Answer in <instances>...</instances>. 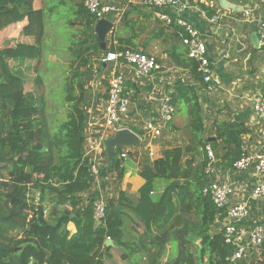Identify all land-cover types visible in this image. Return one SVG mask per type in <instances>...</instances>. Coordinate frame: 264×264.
<instances>
[{"label": "trees", "instance_id": "obj_1", "mask_svg": "<svg viewBox=\"0 0 264 264\" xmlns=\"http://www.w3.org/2000/svg\"><path fill=\"white\" fill-rule=\"evenodd\" d=\"M35 1L44 2L46 9L34 10ZM67 1L74 7L63 9L61 20H69L72 32L67 49L71 78L65 83V116L50 128L44 103L33 93H24V80L12 67L17 61L39 62L50 18L62 11L66 1L47 7L49 0H0V32L26 20L21 36L32 40L0 49V170L5 172L0 179V264H107V239L122 252L123 260L136 250L140 255L136 260L143 259L145 264H228L231 248L212 230L217 212L210 198L202 195L206 157L197 162L196 156L207 143L202 138L198 89L192 83H175L172 95V104L187 118L188 145L165 149L158 159L143 165L139 176L144 183L137 199L131 201L120 193L118 200L107 204L104 218L94 219L98 195L89 193L93 179L83 150L86 114L80 70L90 68V54L100 52L94 35L97 21L81 0ZM119 34L117 26L111 36L116 39ZM126 48L111 45L106 53ZM169 55L175 66L202 84L198 63L187 58L183 47L172 46ZM15 94H19L16 104ZM245 133L236 124L216 127L215 140L231 150L230 166L240 157ZM121 150H115L112 162L100 172L102 177L118 171ZM122 176L118 171L119 182ZM159 181L166 186L153 195ZM118 207H122L119 213ZM123 217L143 228L131 241L124 238ZM69 223L75 226V234L67 230ZM167 247L171 256L164 261Z\"/></svg>", "mask_w": 264, "mask_h": 264}, {"label": "crops", "instance_id": "obj_2", "mask_svg": "<svg viewBox=\"0 0 264 264\" xmlns=\"http://www.w3.org/2000/svg\"><path fill=\"white\" fill-rule=\"evenodd\" d=\"M103 1L107 5L114 6L117 12L104 18L113 23V29L105 38V50L103 51L99 47V53L90 54L89 71L85 70L86 73H83L90 75L92 70L94 74L88 86L85 87L91 93L89 98H86L87 95L85 94L83 105L86 114L83 150H90L96 141L103 138L107 139L113 134H104L100 127L102 109L107 98L108 80L113 67L111 63L100 64L99 59L106 54L111 45L126 46L128 47L126 49L148 56H158L159 61L157 63L160 69L145 77H136L126 65L116 69L124 74L125 88L130 94L128 112L121 118L117 129H128L136 134L141 139L140 146L121 150L120 154L125 153L126 158L120 159L118 171L123 172L120 182L117 179L118 171L107 172L106 179L100 181V190L91 186L89 193H97L98 197L102 196L106 204L118 200L120 193L129 200L135 201L138 197V190L144 183L139 176L141 167L158 159L165 149L182 148L188 145L185 128L187 118L184 112L180 111L178 105L172 104L174 105L173 121L157 139L150 140L148 136H145L143 122L151 111L156 110L159 99L164 94L169 95L171 93L172 97L175 83H192L198 89L199 105L203 112L202 138L214 149L216 156L220 159L217 172L218 179L229 181L237 190L234 196L230 198L229 204L233 205L241 200L249 203L251 206L249 218L243 223L246 227L264 223V200L252 202L246 198L255 181L254 178L251 173L234 171L232 166L228 164L230 148H225L222 141L215 140L218 125L223 123L236 124L247 131L241 136V152L249 155L264 152V123L255 117L252 109L255 97L264 93V48L261 47L256 35V24L259 16L256 7L264 8V0H226V3L221 0H185L187 9L181 17L198 31L206 47V56L213 77L220 83L218 90L213 94L205 91L206 86L203 81L202 84L201 82L198 84L187 71L178 68L172 62L169 55L170 48L172 46L183 47L180 32H178L177 27L163 25L158 19V10L145 6L144 0ZM67 4L64 3V8L74 7V4L70 2ZM33 9L37 11L46 8L44 2L35 1ZM241 9H249L252 12L249 16H245ZM69 13L67 16L70 18L72 12ZM171 16L176 17L174 14ZM215 16L218 17L217 21L211 23L210 19ZM67 23L69 20L64 21V24L71 31ZM26 25L27 21L24 20L5 27L0 32V49L18 42L31 43L30 38L21 36L22 29ZM117 26L120 34L115 39L111 34ZM51 35L55 38L53 29ZM43 57L42 55L40 60ZM36 64V62L17 61L12 69L20 73L25 83L28 81L27 76L33 75ZM94 64L97 65L99 72H105L108 76L95 75L96 71L91 66ZM36 78L37 76L33 75V82ZM25 85L26 83L24 88ZM24 93L32 92L24 91ZM102 156L104 162L100 167V172L107 166L105 152ZM204 158L205 153L203 151L199 157L196 156V161ZM165 186L166 182L159 181L157 191L153 195L162 193ZM119 211H122V207ZM122 220L126 241H131L137 234L143 232L141 225L136 227L125 217ZM215 228L212 230L216 231ZM67 230L71 235L76 233V228L72 223L67 225ZM105 245L110 247L108 252L110 257L106 261L107 264H145L143 259L136 260L135 257L140 256L136 250H133L134 254L129 260H123L121 259L122 252L113 245L110 239L105 242ZM130 248L134 249L133 246ZM168 253H171L170 247H167L166 256ZM253 264H264V255L260 261Z\"/></svg>", "mask_w": 264, "mask_h": 264}, {"label": "built area", "instance_id": "obj_3", "mask_svg": "<svg viewBox=\"0 0 264 264\" xmlns=\"http://www.w3.org/2000/svg\"><path fill=\"white\" fill-rule=\"evenodd\" d=\"M85 10L95 18L96 21L104 19L107 15L117 12L114 6L107 5L103 0H81ZM226 3V0H221ZM144 5L158 10V19L163 25L177 27L180 30L181 45L186 51L188 59L196 61L199 65L198 71L205 84V91L213 94L218 90L220 83L213 77L209 60L206 56V47L198 31L181 15L187 9L185 0H144ZM258 21L256 24V35L259 43L264 48V8L256 7ZM245 16L251 14L249 9H241ZM176 15V17L171 16ZM217 16L210 19L211 23L217 21ZM100 64H112L113 70L108 80L107 98L102 109V122L100 127L104 134L114 133L121 118L128 112L130 94L125 88V77L119 67L126 65L136 77H145L160 69L156 59L130 49L118 52H108L99 59ZM155 111H151L143 122V132L150 140L161 137L173 121L174 107L172 105L171 93L164 94L158 102ZM252 109L255 117L264 123V93L253 100ZM111 136V137H112ZM139 138V137H138ZM99 139L90 150L84 149V157L87 161L88 171L91 176L92 185L100 190L101 179L106 176L100 175V167L104 162V146ZM141 139H139L140 141ZM206 157L204 174L207 183L202 189V195L210 198L217 214L213 224L217 233H220L225 245L231 248V254L226 259L228 264H253L260 261L264 255V223L246 227L243 223L249 218L251 206L246 201H238L230 205L229 200L237 192L229 181L218 179V166L220 159L216 156L214 149L206 144L203 149ZM152 156V154H151ZM120 159L126 158L121 153ZM234 171L238 173H251L254 183L249 189L247 199L252 202L264 200V152L249 155L241 152L240 157L232 164ZM152 194V193H151ZM107 204L102 196L94 202L93 217L101 221L105 216Z\"/></svg>", "mask_w": 264, "mask_h": 264}, {"label": "rangeland", "instance_id": "obj_4", "mask_svg": "<svg viewBox=\"0 0 264 264\" xmlns=\"http://www.w3.org/2000/svg\"><path fill=\"white\" fill-rule=\"evenodd\" d=\"M59 1L61 0H49V4L46 6L51 7L52 5H56L57 3H59ZM65 1L66 4L67 2H70L67 0ZM61 8L62 11L55 12L53 17L50 18L51 23L49 24V27L47 29V23L45 25L46 36L43 43V53L45 54H43V59L35 65L33 73V75L35 77L37 76V78L35 82H33V75L30 74L29 76H27L26 79H28V81H25L26 85L24 88L25 92H32L36 98L44 103V117L47 125L50 128L56 127L65 116V83H67L71 78V73L69 70L70 55L66 51V48H68L70 46V43L72 42V39L70 37L72 32L64 24V20H61L63 19L61 16L63 15V13H65L63 9L67 10L68 8ZM52 29L55 32L56 39L51 35ZM153 57L157 62L159 61L158 56L154 55ZM91 66L93 67V70L96 71L95 75H105L106 77L108 76V74L106 75L105 72H99L97 65L94 64V66ZM85 70L89 71V69L80 70V74L82 76L81 82L84 86L85 94L87 95L86 98H89L88 96L91 92L89 90H86L85 87L88 86L94 74L91 70L90 75L86 74V76L83 74L86 73ZM1 178H5V172L2 170H0V179ZM196 245H198V242H196ZM192 251L195 252L194 249H192ZM169 256H171V254L169 253L167 254V256L165 255L164 261H166Z\"/></svg>", "mask_w": 264, "mask_h": 264}, {"label": "water", "instance_id": "obj_5", "mask_svg": "<svg viewBox=\"0 0 264 264\" xmlns=\"http://www.w3.org/2000/svg\"><path fill=\"white\" fill-rule=\"evenodd\" d=\"M113 29V23L108 20L102 19L95 23L94 33L96 36V41L99 43L101 50H105V38L108 33ZM19 99V94H15L13 101L16 104ZM104 146V152L106 155L107 163L110 164L114 158V152L118 149L131 148L140 146L139 138L136 134L132 133L128 129H121L114 133L112 137H109L102 141ZM175 183L171 187V191L177 186ZM120 207L115 209L119 213ZM107 239L106 241H108Z\"/></svg>", "mask_w": 264, "mask_h": 264}]
</instances>
